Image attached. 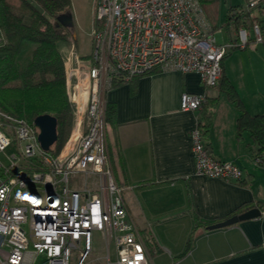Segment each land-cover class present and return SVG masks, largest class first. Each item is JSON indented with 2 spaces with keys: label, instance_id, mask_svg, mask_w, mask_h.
<instances>
[{
  "label": "built area",
  "instance_id": "obj_1",
  "mask_svg": "<svg viewBox=\"0 0 264 264\" xmlns=\"http://www.w3.org/2000/svg\"><path fill=\"white\" fill-rule=\"evenodd\" d=\"M261 1L246 0V9ZM92 27L88 55L65 54L73 124L58 153L40 147L32 122L0 108V264H87L93 232L105 241L103 264H152L107 156L105 93L154 71L195 72L205 90L181 93L179 107L197 110L218 84L223 55L250 43L245 29L237 42L217 43L200 0H94ZM253 32L261 42L256 23ZM190 136L197 174L242 179L238 165L209 152L197 126Z\"/></svg>",
  "mask_w": 264,
  "mask_h": 264
},
{
  "label": "crops",
  "instance_id": "obj_2",
  "mask_svg": "<svg viewBox=\"0 0 264 264\" xmlns=\"http://www.w3.org/2000/svg\"><path fill=\"white\" fill-rule=\"evenodd\" d=\"M200 2L215 32L219 31L216 42H237L229 6L242 3ZM256 8L252 13L262 27L264 0ZM254 36L253 29H248L250 43L230 49L223 63L225 76L251 115L264 113V100L248 93L244 70L249 69L236 57L246 56L243 50L248 47L257 48L258 43H252ZM246 78L250 81L249 71ZM218 84L207 91L215 106L204 143L214 157L233 161L243 170L239 183L195 171L190 133L201 109L179 107L181 93L205 90L195 72L154 71L108 90L105 104L113 108V115L106 125L107 156L115 180L123 187L128 214L149 238L148 247L154 244L149 241H187L194 231L192 248L175 264H264V164L254 157L249 132L237 128L240 112L236 100L220 91ZM246 206L260 208L261 215L207 229ZM196 217L209 224L195 227ZM181 251L178 247L169 256L177 258Z\"/></svg>",
  "mask_w": 264,
  "mask_h": 264
},
{
  "label": "trees",
  "instance_id": "obj_3",
  "mask_svg": "<svg viewBox=\"0 0 264 264\" xmlns=\"http://www.w3.org/2000/svg\"><path fill=\"white\" fill-rule=\"evenodd\" d=\"M70 5L71 0H0V25L3 32V43L0 45V108L28 122L43 113L55 116L57 138L49 148L52 154L58 153L68 138L71 126L72 107L66 95V53H63L70 28L56 22L57 15L68 10ZM229 10L237 32L245 29L248 34V29H253L252 22L256 20L252 11L246 10L242 4L229 6ZM248 41H251L249 37ZM24 52L29 53L20 57ZM228 53L221 59L218 88L236 100L240 112L237 128L249 132L254 143V157L258 163L264 164V113L251 115L244 109L237 92L223 72L224 59ZM214 106L215 100L206 96L199 108L201 111L196 126L203 141L209 130ZM104 112L107 125L111 121L113 108L106 104ZM205 146L208 149V145ZM249 208L239 207L232 214ZM203 224L209 222L195 218V227ZM193 233H190L177 259L189 251Z\"/></svg>",
  "mask_w": 264,
  "mask_h": 264
},
{
  "label": "rangeland",
  "instance_id": "obj_4",
  "mask_svg": "<svg viewBox=\"0 0 264 264\" xmlns=\"http://www.w3.org/2000/svg\"><path fill=\"white\" fill-rule=\"evenodd\" d=\"M221 2V0H220ZM227 3H242L246 9V1L244 0H227ZM226 3V4H227ZM257 8H253L251 11L254 12ZM247 10V9H246ZM71 13L73 19V26L69 29L70 32L67 35V41L64 44L63 53L71 52V49L74 50V55L76 56H85L88 55L91 49V32H92V23H93V12H94V0H71V5L68 10ZM258 24L262 41L258 42V46L256 49H252L251 47L246 48L247 51L246 56L236 57L238 62H242L246 64L247 69H249V78L247 77V70H244L245 76L244 81L248 86V93L253 96H258L264 100V26L260 27L258 21L254 20L252 24ZM262 28V29H261ZM219 31L214 32V36L217 41H219V36L216 34ZM241 50H236L237 52H243ZM29 52H24L20 55V57H25ZM230 57V55L228 56ZM68 99V98H67ZM106 104L104 106L105 110ZM72 115V113H71ZM73 124V115L71 116V126ZM70 133V131H69ZM0 159L4 161L2 157V153H0ZM2 171L0 170V175ZM123 194V191H122ZM165 232V231H164ZM144 237V236H143ZM149 239V238H145ZM148 242V241H147ZM187 241H154L152 247H148L146 243V247L150 248L149 252L151 254L150 261L152 264H175L177 258L169 256L171 252L175 249L184 250L185 244ZM194 241L191 243V247L193 246ZM92 253L88 258L87 264H103V257L106 255V245L104 238L100 232L92 233ZM189 249V250H190ZM148 250V249H147ZM181 251V253H182ZM110 259H115V252L113 245H110Z\"/></svg>",
  "mask_w": 264,
  "mask_h": 264
},
{
  "label": "water",
  "instance_id": "obj_5",
  "mask_svg": "<svg viewBox=\"0 0 264 264\" xmlns=\"http://www.w3.org/2000/svg\"><path fill=\"white\" fill-rule=\"evenodd\" d=\"M56 22L57 24H60L64 27L71 28L73 26V19L71 13L65 11L58 14L56 17ZM32 123L38 129L37 140L39 142L40 147L43 150H49L50 146L55 142L57 138L56 117L49 113H43L34 117ZM260 215V208L252 207L245 210L244 212L233 214L223 220L211 223L207 225V229L211 230L230 226L242 220L257 218Z\"/></svg>",
  "mask_w": 264,
  "mask_h": 264
}]
</instances>
